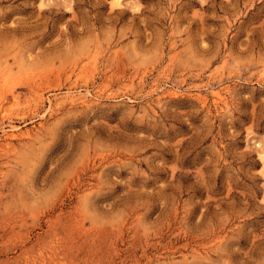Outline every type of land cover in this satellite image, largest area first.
Segmentation results:
<instances>
[{
    "label": "rangeland",
    "instance_id": "obj_1",
    "mask_svg": "<svg viewBox=\"0 0 264 264\" xmlns=\"http://www.w3.org/2000/svg\"><path fill=\"white\" fill-rule=\"evenodd\" d=\"M0 264H264V0H0Z\"/></svg>",
    "mask_w": 264,
    "mask_h": 264
}]
</instances>
